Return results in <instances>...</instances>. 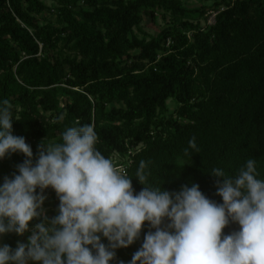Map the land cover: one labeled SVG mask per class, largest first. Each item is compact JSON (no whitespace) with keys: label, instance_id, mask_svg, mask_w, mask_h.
Here are the masks:
<instances>
[{"label":"trees","instance_id":"trees-1","mask_svg":"<svg viewBox=\"0 0 264 264\" xmlns=\"http://www.w3.org/2000/svg\"><path fill=\"white\" fill-rule=\"evenodd\" d=\"M198 1L0 0V101L11 105L12 134L33 160L41 141L92 124L95 147L116 167L132 177L144 161L149 184L169 192L196 183L220 203L219 178L209 174L232 176L249 158L264 179V0ZM208 12L214 22L201 27ZM157 14L166 25L142 32L143 18ZM23 160H0V181ZM132 186L143 187L135 178ZM45 194L51 217L58 200ZM146 230L110 264H128ZM17 241L7 234L4 243Z\"/></svg>","mask_w":264,"mask_h":264},{"label":"clouds","instance_id":"clouds-1","mask_svg":"<svg viewBox=\"0 0 264 264\" xmlns=\"http://www.w3.org/2000/svg\"><path fill=\"white\" fill-rule=\"evenodd\" d=\"M13 122L11 105L0 101V160L24 157L0 181V238L30 234L15 248L0 242V264H110L144 227L128 264H264V179L254 159L232 176L212 170L217 203L196 183L171 192L163 182L150 185L144 161L129 177L95 147L92 124L66 128L60 142L41 141L33 160L25 138L12 134ZM188 143L198 151L194 138ZM47 189L58 200L51 217L43 207ZM230 225L237 228L224 233Z\"/></svg>","mask_w":264,"mask_h":264},{"label":"rangeland","instance_id":"rangeland-1","mask_svg":"<svg viewBox=\"0 0 264 264\" xmlns=\"http://www.w3.org/2000/svg\"><path fill=\"white\" fill-rule=\"evenodd\" d=\"M44 1L48 7L53 4L52 0H44ZM180 1L183 5H185L187 7H197L200 5V2L198 0H180ZM43 15L48 17V20L53 21V15L50 16L47 12L44 13ZM155 17H156L155 22L149 21L146 17L143 18V21L140 24V29L142 32H145L149 35H155L159 29L163 28L166 25L168 18L164 20L159 14H157ZM205 24H207V22L202 20L201 21V27H204ZM134 32H136L138 35H141V33L136 29L134 30ZM168 103H169V105H171L172 101L168 100ZM44 208L46 209L47 213H48V211H50V208H46V207H44ZM54 211H56V209H54ZM29 234L30 233L26 232L22 236H20V241L24 242L25 238ZM5 237H6V235L4 237L0 238V242L4 243Z\"/></svg>","mask_w":264,"mask_h":264},{"label":"built area","instance_id":"built-area-1","mask_svg":"<svg viewBox=\"0 0 264 264\" xmlns=\"http://www.w3.org/2000/svg\"><path fill=\"white\" fill-rule=\"evenodd\" d=\"M215 12H208L207 14H206V16H207V20H206V22H207V24L208 25H210V24H212L213 22H214V17H215ZM117 168L118 169H122L123 171H124V169H125V167L124 166H117ZM125 172V171H124Z\"/></svg>","mask_w":264,"mask_h":264}]
</instances>
